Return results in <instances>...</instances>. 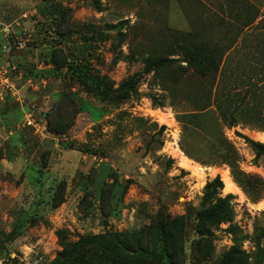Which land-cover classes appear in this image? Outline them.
<instances>
[{"label": "rangeland", "instance_id": "1", "mask_svg": "<svg viewBox=\"0 0 264 264\" xmlns=\"http://www.w3.org/2000/svg\"><path fill=\"white\" fill-rule=\"evenodd\" d=\"M28 1L31 10L38 2L37 12L28 15L40 18L34 24L38 38L65 49L69 60L61 66L64 59L59 52L55 67L40 57L45 67L29 71L27 77L54 83L62 95L81 91L79 106L75 101L82 113L71 119V108L58 113L55 105H47L45 117L35 114L39 129L28 125L24 114L8 120L14 130L21 126L17 131L25 135L23 140L15 132L6 137L5 119H0V264H59L64 242L108 231L121 234L134 249L160 252L153 231L166 217L168 248L178 264H215L235 245L246 264H264V154L236 134L238 130L264 143V127L256 123L231 127L214 107L194 115L202 92L181 61L182 46L189 40H181V32L191 33L196 43L218 40L225 48L255 15L259 18L247 32L248 48L241 58L247 60L254 43L264 50V0ZM160 57L176 61L152 67ZM235 60L229 67L231 75L236 72ZM245 61L242 94L249 91L250 103L261 105L250 91ZM84 73L91 84L97 75L118 86L134 74L138 83L126 99L107 100L82 88ZM21 78L18 74V83ZM47 88L34 94L42 97ZM18 93L6 94L15 100ZM12 100L1 104L0 112H16L19 108ZM49 112V118L63 116L55 124L65 128L59 135L48 131ZM63 140L76 146L64 147ZM185 159L191 160V167L183 166ZM32 167L43 170L39 182ZM217 176L224 183L220 195H229L232 220L220 227L198 225L195 212L205 185ZM226 178L234 183V191L228 189ZM62 180L67 182L65 201L55 206ZM113 181L124 187L117 191ZM27 213L31 219L24 218L22 233L12 237L14 226ZM133 263L171 264L166 256L134 258Z\"/></svg>", "mask_w": 264, "mask_h": 264}, {"label": "trees", "instance_id": "2", "mask_svg": "<svg viewBox=\"0 0 264 264\" xmlns=\"http://www.w3.org/2000/svg\"><path fill=\"white\" fill-rule=\"evenodd\" d=\"M258 18L259 17L256 15L248 18V20L242 24L241 28H239L235 38L232 40L233 44L225 48L222 47L223 43L218 42V40L214 43H196L192 40L191 33L186 34L185 32H181V40L188 39L187 37H189V40H192V42L187 40L186 45L182 46L184 56L181 61L186 62L188 68L191 70L187 73V76L193 77L199 82L200 92H202L200 102L193 108L194 115L199 116L205 113L206 110L214 107L221 114V119L231 127L239 123L249 125L256 123L258 128L264 127V112L261 111V109L264 108V50L261 49L257 43H254L252 47L253 51L246 53L247 57H245L247 60L245 61L244 58H241L244 54V48H248L245 44L247 32L257 23ZM41 19L44 20L46 18ZM59 33L61 37L65 35L63 32ZM40 40L39 38L36 39V41ZM36 41L35 43H37ZM47 41L48 50L44 53L48 56L45 57V54H43L44 59H49L51 64L57 67L58 62L56 61V57L59 52H61L64 59L61 66L68 64L69 56L66 57L67 54L64 52L65 49L58 47L54 42L48 43ZM49 51L51 52L48 53ZM234 60L236 61V72L232 73V75L234 74L235 80L233 79L234 76L229 73V67L234 65ZM174 61L176 60L170 57H160L155 60L152 67L159 69L170 65ZM243 61L247 62L250 68V81L248 83L250 84L249 88H253L250 91L253 92L252 95L255 97L254 101H261V105L260 103L253 105L250 103L248 98L249 91H247L245 95L242 94L244 82L242 80L241 67L243 66ZM150 67L151 64L146 67L145 71H150ZM31 69L33 73H36L33 67ZM82 75V80H80L79 83L82 88H84L87 93L94 92L107 100L121 101L126 99L129 93L136 88L138 83L137 74L132 75L118 86L112 85L105 76L97 75L94 76L93 83L91 84L85 80V73ZM79 92L80 93L76 92V94L75 92L67 95L66 93L63 94L55 105L58 113H62L66 107L71 108L73 110L71 119L73 117L76 118L81 112L76 106V101L78 102L77 99L82 98V96H80L82 92ZM256 97H260L261 99L257 100ZM49 115H51L50 112L48 113V131L55 135L61 134L65 128L55 126V124L62 119L63 116L49 118ZM236 134L249 142L258 154H264V143L255 141L238 130H236ZM21 135L23 137L21 140H23L25 135L23 133ZM19 143H21V145L24 144V142ZM62 145L71 148L75 147L76 143L68 145V142L63 140ZM15 146L17 145L15 144ZM0 159H3V156H1ZM8 160L12 161L13 159L10 157ZM31 169L34 172V179L39 182L43 170L35 167ZM113 184L116 186L117 191L121 187H124L121 182L113 181ZM66 188L67 182L65 180L60 181L54 196L53 203L55 206L65 201ZM223 188L224 183L219 176L206 183L201 207L195 212V220L198 225L210 224L215 227H220L221 224L232 220L233 210L229 195L225 197L220 195V190ZM104 193L105 189L102 188L100 198H103ZM31 217L29 213L21 216V222L17 223L11 232L12 237H16L22 233L24 229L23 219L25 218L27 221L28 218L31 219ZM166 218V220L157 223L153 231V240L155 246H160V252L156 249L144 247L134 249L124 240L121 234L108 231L104 234L82 235L74 242H64V248L59 253V264H137L133 263V259H139L144 256H157L159 258L166 256L170 259L171 264H178L174 259L173 253L168 248L169 219L168 217ZM2 250L7 252V246H3ZM94 250L102 251L103 253L99 254ZM4 254L5 253H3V255ZM242 256V250L235 245L226 251L215 264H246Z\"/></svg>", "mask_w": 264, "mask_h": 264}, {"label": "crops", "instance_id": "3", "mask_svg": "<svg viewBox=\"0 0 264 264\" xmlns=\"http://www.w3.org/2000/svg\"><path fill=\"white\" fill-rule=\"evenodd\" d=\"M37 4L38 2L34 6L35 9L31 10V3L28 0H0V61L3 64H10L16 67L18 71L16 73L19 74L20 78L22 77L21 80L23 79L22 81L20 80V84L18 83L19 93L13 95L15 100H12L9 94L3 95L0 93V105L12 100V102L17 103L16 105L19 108L16 112L13 110L8 112L1 110L0 112V119H5L3 129L7 135L6 137L14 135V132L16 136L21 135L19 130L17 131L21 126L14 130L9 127L8 120H13V118L17 120L21 114H24L26 118L27 113L30 111L34 115L39 112L45 117L44 107L56 105L62 96L61 90L55 88L54 83L51 85L46 79L38 82L31 77H27L32 67L35 72H37V69L45 67V61H40L39 59L48 50V45L44 38L36 41L37 43L35 44L31 43V41L38 39L34 24L40 18H28V15L37 12ZM42 87H48L46 95L37 98L34 93ZM19 144L21 145V143Z\"/></svg>", "mask_w": 264, "mask_h": 264}, {"label": "built area", "instance_id": "4", "mask_svg": "<svg viewBox=\"0 0 264 264\" xmlns=\"http://www.w3.org/2000/svg\"><path fill=\"white\" fill-rule=\"evenodd\" d=\"M18 74L16 73V67L10 64H3L0 61V93H15L19 90L18 88ZM27 124L39 129L41 124L35 118L32 111L26 115Z\"/></svg>", "mask_w": 264, "mask_h": 264}, {"label": "bare ground", "instance_id": "5", "mask_svg": "<svg viewBox=\"0 0 264 264\" xmlns=\"http://www.w3.org/2000/svg\"><path fill=\"white\" fill-rule=\"evenodd\" d=\"M184 158V157H183ZM191 160L189 159H185L183 166L185 167H191ZM227 180V187L230 191H234V183L232 182V180L230 178H226Z\"/></svg>", "mask_w": 264, "mask_h": 264}, {"label": "water", "instance_id": "6", "mask_svg": "<svg viewBox=\"0 0 264 264\" xmlns=\"http://www.w3.org/2000/svg\"><path fill=\"white\" fill-rule=\"evenodd\" d=\"M124 183H127V181H124Z\"/></svg>", "mask_w": 264, "mask_h": 264}]
</instances>
